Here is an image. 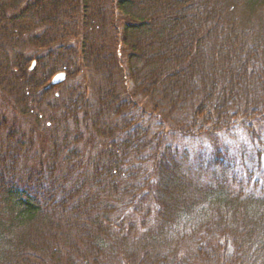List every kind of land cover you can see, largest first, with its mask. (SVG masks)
<instances>
[{
    "label": "trees",
    "instance_id": "trees-1",
    "mask_svg": "<svg viewBox=\"0 0 264 264\" xmlns=\"http://www.w3.org/2000/svg\"><path fill=\"white\" fill-rule=\"evenodd\" d=\"M0 264H264V0H0Z\"/></svg>",
    "mask_w": 264,
    "mask_h": 264
}]
</instances>
